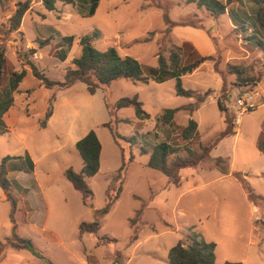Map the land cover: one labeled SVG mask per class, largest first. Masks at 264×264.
I'll return each instance as SVG.
<instances>
[{"label":"rangeland","instance_id":"1","mask_svg":"<svg viewBox=\"0 0 264 264\" xmlns=\"http://www.w3.org/2000/svg\"><path fill=\"white\" fill-rule=\"evenodd\" d=\"M19 1L24 0H0V26L14 13ZM253 1L234 3L216 18L190 0H99L91 16L86 15L88 2L57 3L54 11H47L39 1H33L18 31L9 36L0 35L5 57L0 90L7 86L11 72L27 71L13 94L11 109L18 112L17 121L11 131L0 133V160L6 156L20 157L28 151L36 163L35 173L31 175L27 174L30 170L27 164L17 159L9 160L6 165L8 191L13 198L20 185L33 186L29 195L36 207V223L29 225L25 213L19 212L16 233L29 238L43 256H31V259L26 257V251L15 252L23 257L17 264H27V261L113 264L116 251L121 256L119 264H164L169 250L178 240L185 239L190 229L205 241L215 243V264L224 261L264 264V52L247 40L256 31ZM231 10L237 16L244 11L250 19L243 26L235 24ZM94 32L97 33L92 40L94 48L101 52L115 48L121 56H130L145 67H155L158 54L167 58L176 47H183L184 63H188L189 54L194 51L195 57L213 56L214 61H207L192 74L181 77L184 89L200 94L210 91V96L193 113L182 110L174 116V123L179 127H184L189 119L197 123L198 143L192 145L193 149L215 140L226 127V115L233 119L236 138L220 140L211 150L210 158L193 168L206 172L182 169L181 183L174 186L165 175L147 166L157 143L166 142L180 148L185 144L168 126L155 127L164 109L195 103L194 98L175 94L174 79L162 83L150 80L148 84L121 79L90 95L82 83L69 91L40 87L29 67L22 65L21 54L35 49L33 55L27 53L29 60L47 78L62 81L66 68L80 53L79 40L86 35L93 36ZM258 36L264 40V30L259 29ZM64 38L73 39L70 46ZM43 40H48V45L39 48L38 42ZM64 49L68 50L67 56L60 61V52ZM228 66H238L248 76L261 75V81L255 87L244 86L230 74ZM28 90L32 92L28 94ZM222 94L226 96L222 99L227 108L225 113L217 105ZM132 97L142 103L150 118L137 119L133 108L115 113L118 122L112 123L122 138L124 157L130 151L133 160L127 164L119 198L109 207V199L120 184L117 174L123 154L103 126L111 119L105 102L111 107L121 98ZM239 98L245 109L237 105ZM50 107L52 112L54 108V119L47 128L41 129L39 122ZM90 130L101 143V156L99 172L86 179L93 194L91 206L87 207L63 171L66 168L81 171L82 160L71 143ZM125 139H131L133 144ZM177 155L184 156L185 152ZM218 157L230 164V174L220 179L214 171H208L215 169L213 163ZM23 169L27 173L21 176L17 171ZM192 173L194 177H190ZM245 187L256 198V202L249 199L253 204H249ZM252 205L257 208L256 213ZM10 209L9 201L0 200V240L10 236ZM140 210L138 239L129 244L133 232L130 221ZM94 219L100 225L97 235L114 238L115 244L98 245L95 236L89 233L80 237L79 223ZM43 222L58 240L41 233ZM93 246L98 248L95 252ZM8 249L7 245L1 247L0 255Z\"/></svg>","mask_w":264,"mask_h":264},{"label":"trees","instance_id":"2","mask_svg":"<svg viewBox=\"0 0 264 264\" xmlns=\"http://www.w3.org/2000/svg\"><path fill=\"white\" fill-rule=\"evenodd\" d=\"M33 1H39L47 11H54L57 3L74 5V0H24L16 3L14 13L8 18L6 23L0 26V35L9 36L18 31L22 18L26 11L29 9L30 4ZM194 2L199 8L205 9L210 16L216 18L225 13V11L232 4H241L243 0H190ZM82 4L88 2V12L86 15L91 16L94 14L99 0H80ZM256 8L253 12V26L256 31L247 38L248 41L253 43L260 51L264 52V40L258 36L259 29L264 30V0H254ZM231 20L235 24L246 23V20L250 19V16L243 11L241 16H237L233 10L230 11ZM97 37V33L94 32L93 36L86 35L79 40L80 53L74 57L71 61V66L66 68L62 81H54L45 76L43 71H40L28 58V54L33 55L36 50L30 49L28 52L21 54L22 65L28 66L31 75L38 81L40 87L49 90L64 91L73 87L77 83H82L86 87V91L90 95H94L98 90H102L108 87L111 83L124 79L132 83H144L148 84L150 80L157 83L174 79L175 80V94L181 97L194 98L195 103L188 104L175 109H164L158 117L155 127L159 124L168 126L173 132L178 133L180 138L185 144L183 146H173L166 142H160L154 145L150 152L147 166L153 170H156L166 176L168 183L174 186H178L180 183V171L186 168H195L205 159L209 158L211 150L216 147L218 142L223 138L233 136V128L235 123L233 119L225 116L226 127L221 131L215 140L207 145L199 144L197 149H193L192 145L198 143V125L197 123L189 119L184 127H179L174 123V116L179 111H187L193 113L199 108V105L204 103L210 96V91H206L200 94L193 90L184 89L181 82V77L184 75L192 74L202 64L207 61H214L213 56H196L189 54L188 63H184L183 47H176L171 51L168 57H164L161 54L157 55V64L155 67L142 66L136 59L130 56H121L115 48H109L106 51H99L92 45L93 38ZM68 46L71 45L72 38H64ZM48 45V40L38 42L39 48ZM186 48V47H185ZM67 49L61 50L59 59L64 61L67 56ZM20 55V52H19ZM195 57L194 59H191ZM5 57L4 49L0 45V78L4 74ZM230 74L235 75L238 83L247 86H256L261 81V75L256 77L248 76L244 69L238 66L227 67ZM27 71L22 69L20 71H13L9 75L8 83L5 88L0 90V133L5 130L2 117L4 113L14 103L13 94L18 90V87L22 80L26 77ZM238 85V84H236ZM224 93V88H222ZM32 91L28 90L30 94ZM241 96V95H240ZM226 96L223 94L219 96L217 100L218 108L221 112H226V107L222 99ZM106 107L110 110L111 119L109 122L103 124L106 127L113 141L118 145L123 154V161L118 169L117 178L119 180V187L116 192L109 199L108 206L114 204L119 198L121 193L122 181L124 178L127 164L132 162L133 155L129 151L127 157H124L125 149L121 146L122 138L117 133L116 128L112 122H118L116 120L115 113L123 108H133L137 119L141 121L148 120L150 118L143 110L142 103L136 98H121L115 102L113 106ZM52 115V108H48L44 118L39 122V127L44 129L46 127L48 119ZM131 145L133 141L131 139H125ZM191 145V146H190ZM75 149L78 152L82 160V169L80 172H75L71 168H67L63 175L66 180L71 184L74 190L80 193L82 202L84 205L91 206L92 191L86 183L87 178L95 176L100 169V156H101V143L93 130L75 143ZM180 151H184V156H178ZM142 153H146L142 150ZM173 156V157H172ZM23 159L29 169L33 168L31 159L26 155L24 158L19 156L11 157L6 156L0 160V185H2L7 200L11 204L10 220L13 222L14 212L16 209V200L9 194V181L7 178V165L9 160ZM214 168L220 171L222 174H228L229 164L226 159L218 157L214 161ZM246 192L249 194L250 199L253 202L255 197L250 193L249 189L245 187ZM142 210L138 211L135 218L130 221L132 227V235L129 239V244L134 243L138 239L137 225L141 220ZM79 234L84 233L93 234L98 245H113L116 243V239L106 235H97L100 225L98 219H94L92 222H81L78 226ZM9 246L15 250L28 251L35 257L42 258L43 256L34 246L29 238H24L16 233L15 226L12 227L11 236L6 238L5 243L0 242V248L3 246ZM215 247L213 242L205 241L198 233H195L191 229L185 239L178 240L177 243L169 250L167 255V264H215ZM120 253L116 251L114 253L113 264L120 263ZM226 264H242L241 262H228Z\"/></svg>","mask_w":264,"mask_h":264},{"label":"crops","instance_id":"3","mask_svg":"<svg viewBox=\"0 0 264 264\" xmlns=\"http://www.w3.org/2000/svg\"><path fill=\"white\" fill-rule=\"evenodd\" d=\"M75 87V85L73 86V87H71L70 89H68V91L69 90H71V89H73ZM66 91V90H65ZM203 104V103H202ZM201 106V105H200ZM12 108V106L11 107H9V109L4 113V115H3V117H2V121H3V123H4V126H5V130L6 131H11L12 130V127H13V125L16 123V121H17V118H18V112H16V111H14V110H12L11 109ZM200 108V107H199ZM198 108V109H199ZM197 109V110H198ZM54 108H53V112H52V115H51V117L48 119V121H47V125H46V127L45 128H47L49 125H50V123L53 121V119H54ZM44 128V129H45ZM88 133V131H86V132H84V133H82L81 135H79V137H77V138H75L73 141H72V145L75 147V143L78 141V140H80L82 137H84L86 134ZM230 137H232L233 139H235L236 138V135H233V136H229V137H226V138H230ZM28 156L30 159H31V161H32V163H33V168L32 169H30L29 170V173H27V171H25L24 169L22 170V171H17V172H19L20 174H21V176H22V174H29V175H31V174H34L35 173V170H36V163H35V161L33 160V157L28 153V151H25V154L23 155V156H20L21 158L23 157L24 158V156ZM209 158H210V156H209ZM209 158H207V159H209ZM228 160H229V158H227ZM20 163H22V164H25V162L23 163V159H21V160H18ZM67 169V168H66ZM66 169H64V171L66 170ZM193 171H195L196 173H199V172H206V171H202V169H192ZM63 171V172H64ZM208 171H214V173L216 174V178H223V177H225V176H227V175H229L230 174V164H229V173L228 174H222L220 171H218L217 169H211V170H208ZM18 175V174H17ZM194 175L195 174H190V177H194ZM181 176V175H180ZM180 183H181V179H180ZM180 183H179V185H180ZM178 185V186H179ZM2 186V185H1ZM19 186V185H18ZM33 186H29V187H27V186H19L17 189H18V193H16V191H15V193H14V199L16 200V209H15V212H14V215H13V218H14V221L12 222L11 220H10V216H9V214H8V218H9V223H8V226H9V228H10V236H11V232H12V227L13 226H15V228L17 229V226H18V224H19V220L17 219V214L19 213V212H24L25 213V215H26V223H28L29 225H35V223H36V221H35V219H34V214H35V212H36V207H35V205L34 204H32L31 203V197H30V195L29 194H31V188H32ZM246 192V191H245ZM1 194H0V200H4V201H6V202H8V200H7V197H6V194H5V191H4V189H3V187H2V191L0 192ZM28 193V195H26ZM246 194V197H247V199L249 200L250 199V197H249V194L246 192L245 193ZM249 204H253L250 200H249ZM253 206V209H252V211L254 212V213H256L257 212V208H255L254 207V205H252ZM46 207H48V205L46 204ZM10 212V211H9ZM81 223V222H80ZM79 223V224H80ZM42 225H41V227H40V231H41V233H48L49 235H50V238H53L54 240H58V238H56L57 236H56V234L53 232V231H51V230H49V229H47L46 228V225H44L45 224V222H43V223H41ZM79 226V225H78ZM0 227H1V223H0ZM78 231H79V229H78ZM80 235V234H79ZM10 236H7V237H3V239L2 240H0V242L1 241H3V240H6V238H9ZM80 237L81 238H83V234L82 235H80ZM203 238V237H202ZM208 242V241H207ZM138 243H136L135 244V246L137 245ZM215 244V243H214ZM104 247V246H103ZM94 248V246L92 247V249ZM98 248H94V252L97 250ZM20 251H25V250H15V249H13V248H10V249H8V250H5V251H2V254L0 255V264H17V263H19L20 261H22V258L23 257H21V256H17V254H15V252L17 253V252H20ZM27 253H26V255H28V256H26V257H29V258H31V256H33L32 254H30L28 251H26ZM33 257H35V256H33ZM36 258H38V257H36ZM32 259V258H31ZM228 262H230V261H224L223 262V264H226V263H228ZM238 262V261H237ZM242 263V262H241ZM27 264H32L31 263V261H27ZM164 264H167V260H164ZM242 264H248L247 262H243Z\"/></svg>","mask_w":264,"mask_h":264},{"label":"built area","instance_id":"4","mask_svg":"<svg viewBox=\"0 0 264 264\" xmlns=\"http://www.w3.org/2000/svg\"><path fill=\"white\" fill-rule=\"evenodd\" d=\"M237 105L240 107V108H244L245 109V106H244V104H243V101H242V99L241 98H239L238 100H237Z\"/></svg>","mask_w":264,"mask_h":264}]
</instances>
